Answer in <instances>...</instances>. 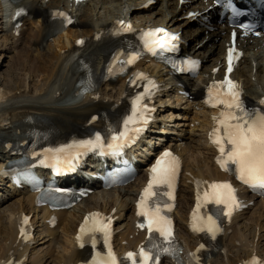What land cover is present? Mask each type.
Returning a JSON list of instances; mask_svg holds the SVG:
<instances>
[{
  "label": "bare ground",
  "instance_id": "6f19581e",
  "mask_svg": "<svg viewBox=\"0 0 264 264\" xmlns=\"http://www.w3.org/2000/svg\"><path fill=\"white\" fill-rule=\"evenodd\" d=\"M55 1L58 3L59 0H50L49 3L47 4H43L44 2L43 0H34L32 4L30 3L29 10L34 15L43 16L47 13V10L55 4ZM122 1L123 0H102V1H97L95 3L96 4L95 6L91 5L93 1L87 3L84 7H82L79 10L78 24L81 26L83 31L89 33L93 29L107 28L112 23L115 17H120L121 15H130L134 17L136 15L135 9L136 6L139 5V2L136 1L130 3V1H128L126 3H123ZM171 4H172L171 2L167 3V7L169 8V12H170V20L174 25L182 24L184 26L183 34L186 37V40H188L189 42H193V44L191 45V50L193 51V54L205 57V55L207 54V50L212 47L210 49L208 56L205 59V63L206 64H209L211 62L214 63L218 58V54L221 49V44L225 36V30L227 27L226 23L222 21L218 22L216 19L213 18H209L207 21L201 22L199 24H195V22L191 23L188 22L187 20H181L178 17L177 9L175 7H172ZM161 10L166 13L167 9H164L161 6L160 10L154 12L155 15L163 16V12ZM101 11H104V14H101ZM168 15L169 14H166L165 17H167ZM144 17H147L148 19H144ZM153 17H154L153 14H148V16H145V14L142 13L141 16H139L138 18L141 21H147ZM153 22L157 23L158 22L157 18H154ZM2 29L4 31V28ZM33 29L38 30L37 23H34ZM33 29L30 28L29 34L33 33ZM77 32L78 30L72 29L69 30V33L67 34L59 35L53 41V44L46 45L45 47L46 49L42 51L35 49L31 50L29 43H27V47L20 49V53L26 52L25 57H27V54H29L31 58V60H29V64L31 65L29 71L32 74H35L36 78L37 77L40 78V82L38 84V89H37L38 92L40 91V94L36 96L27 95V94H23L25 93L24 91L21 92L19 95L17 94L13 95V97L2 101L5 103L0 106V149L7 150V147L9 146V144L7 146L4 145L3 139L13 142L14 140L12 136L22 137L21 134H23L26 131H30V128L32 126L38 127L39 130L43 132H58V133L65 132L73 124H83L86 121L90 111L97 108L96 105H92L90 96L83 95L81 98L76 100L75 98L77 95H67L69 91H65L66 95H49L50 99L57 98L59 96L61 100L64 101V105H62L61 107L56 108L53 104H51L48 107L46 105H44L43 107L42 105H39L41 104V102L44 101L41 98L42 94L48 91L54 92L56 90H59L60 89L59 82L67 80V67H68L67 65L69 59L71 58L70 55L74 51L71 35ZM248 50L249 51L252 50V57L246 58L243 61L242 75L245 77L250 75L248 73H250L253 69L252 61H255L256 75L259 77L258 73L260 71V65L261 63H263L264 55L260 53L258 49V43L256 41L246 42L244 51L247 54H249ZM40 54L43 55L42 58L39 56ZM95 57L97 59V53H93L90 58V60L93 63V66L96 65V63L94 62ZM156 70H157L156 65H154V72H156ZM6 75L7 77L9 76V74ZM118 82L119 84H124L123 79H119ZM8 84H6L7 88H10L11 85ZM248 93L250 95H255L257 91L253 89H249ZM104 96L111 97L113 95H104ZM97 100H99V98ZM165 101L169 103V99ZM177 102H179V100H177ZM99 108H104V109L110 108V110L115 111L114 99H112L111 101L107 100L105 102H100ZM35 109H38L39 110L38 112H45L48 119L37 120L35 123L26 121L25 112L30 113L31 111H36ZM168 117L171 116L169 115ZM101 121L102 119L99 118V123H101ZM208 123H209V119H207L206 122L203 123V126L205 127L204 134L206 133L205 129L209 128ZM97 125L99 124L97 123ZM190 131L192 132L193 130L190 129ZM66 134H69V132L67 131ZM200 135H202V132H200ZM117 142L124 143V139ZM186 147L185 146L181 147V150L183 152L182 155H183L184 164L189 167L187 161L190 159L192 162H194V159L197 157L190 151H188V153L186 154ZM4 150H2L4 152L3 157L5 156V154L8 153L7 151ZM207 157L210 158L209 156ZM6 158L7 156L3 158L2 162H0V168L4 164ZM144 163L146 165V168L141 169L140 174H138L135 177V181H134L135 184L138 181L140 185H143L144 184L143 181H146L145 177L148 172L149 163H147L146 161ZM211 169L215 170L214 164H212ZM2 180L3 178L2 175L0 174V182H3ZM187 187L190 188V186ZM14 190H15V185L8 186V191L13 192ZM133 190L136 192L137 188L135 187ZM20 193L22 194L23 197L29 198V203L27 205L26 204L22 205L19 201L20 198H18V201L16 203L10 205L9 209L7 210V214L4 213L5 219L2 220L6 223L7 226L1 224L2 220H0V260H1L0 264H15L20 259H23V256L25 255V253H27L28 248L30 246L29 243L22 242V239L18 235L19 233L18 230L20 224L19 212L26 211L25 207L26 209H28L27 212L33 210V206L31 203L32 195L26 190H23ZM101 194L102 195L97 193V196L94 199L97 198L101 199L103 202L101 204L104 206L94 203L91 205H85L83 208L100 207L101 209H105L108 200H110V202L114 201L111 204L117 206H124L126 205L127 200L134 199L133 196L132 197L126 196V193L124 192L123 195L124 202H120L118 198L114 197L113 190L109 192L106 191ZM93 196L94 195L88 197L87 200L86 199L85 200L89 201L93 198ZM105 198L107 199L106 201ZM190 198L191 196L188 193H185L184 190L181 192V189H179L177 195L176 217L182 218L186 215L181 212H186L185 209H187L188 211L187 203L190 201ZM181 199L183 200V204L182 203L180 204ZM263 207L264 206H256L255 208H253V210ZM83 208L81 207L73 208V211H69V212L63 211L58 213V215L61 218L58 228L64 230L67 234V237L63 242L64 246L62 247L61 250L62 252L60 254L61 258L56 262V264H65L67 262L72 261V259L76 257L83 256V254L74 247V239L72 236H70V233L73 230L72 227L75 224L76 220L79 219L80 217L79 214L81 215L82 210H84ZM130 208L134 209L132 205L130 206ZM41 210H42V216H45L48 213V209L45 207L42 208ZM131 213L132 212L130 210L127 216L130 217ZM250 216H253V214H251ZM259 216H261L260 213ZM45 227L47 228L46 225ZM236 231H237V226H236ZM53 232H54L53 230L47 229L48 236L50 235L53 236L55 234V232L54 233ZM237 233L241 235L238 231ZM177 235L182 239L184 238V236H187L186 233H184V229H182L181 226H179V228L177 229ZM187 241H189L188 236H187ZM252 248H256L254 243ZM255 252L260 256V253L258 252L257 249H255ZM30 253L27 255L31 257ZM262 254H263L262 256L264 257V253ZM260 260H261V256H260ZM262 260H264V258H262ZM31 262H32L31 264H36L32 260ZM22 264L25 263L23 262ZM228 264H234V259H230L228 261Z\"/></svg>",
  "mask_w": 264,
  "mask_h": 264
},
{
  "label": "snow or ice",
  "instance_id": "6c2138e0",
  "mask_svg": "<svg viewBox=\"0 0 264 264\" xmlns=\"http://www.w3.org/2000/svg\"><path fill=\"white\" fill-rule=\"evenodd\" d=\"M226 9L230 10L232 17H239L244 15L243 12L239 11L233 4L232 0H226ZM19 15V13H17ZM71 23V21H69ZM240 27L247 31H251L253 25L241 24ZM130 30V26L126 29ZM157 32L163 31L162 29L156 30ZM156 35L154 32L145 33L144 35V46L149 50L153 51V45L166 43L167 41L155 40L153 37ZM167 36V34H165ZM235 36V34H233ZM176 36H168V41L176 40ZM82 43V41H78ZM234 49H229L228 52V71L232 70V61ZM136 59L135 56L128 60V63H132ZM186 63L193 69L197 66L196 61L188 60ZM138 79L144 78L142 74L137 77ZM154 86V85H153ZM213 88L226 90L222 93L217 91L213 96ZM238 85L225 76L224 81L219 84H215L209 88V95L212 97L208 103L212 106L223 105L225 111L220 113L217 120V127L210 134L212 142L218 146L220 156L217 158V163L220 167L228 171L229 165H235V174L237 179L242 183L249 185L250 187L264 188V111L261 110H248L245 108L243 101L241 100V94L237 91ZM149 89H145L143 95L137 96L134 101V116L126 121L125 131L120 136L115 137L117 141H121L128 137L129 131H139L140 129H129L128 125L134 124L136 119L143 120V112L140 107V103L147 95ZM214 100V103H213ZM260 103L264 105V100ZM146 110V109H145ZM222 133V134H221ZM99 140V137H97ZM225 144L230 145V148L225 149ZM118 146V145H117ZM179 171V164L175 157L170 152H165L157 160L153 166L151 172V178L147 187L144 189L140 201L137 204V215L144 217V223L138 225L140 228H147L149 236L148 247L142 246L138 252H128L125 255V259L130 264H149L150 261L153 264H159L160 255L162 254H176L177 250L172 246V222L171 220L162 213L172 210L171 204H165L163 207L160 206H149V201L153 205H156V201L152 200L153 197L158 196V189L161 186H166L168 191L164 192L169 200H173V191L175 186V178ZM210 191H206L201 196L197 195V205L193 212V224L192 229L194 232H208L215 238V235L220 231L216 225V221L212 216L202 217L199 215V211L202 207L207 204H223L229 211L225 214H230L231 209L239 207V202L236 198L235 191L232 186L228 183H212L208 186ZM93 220L89 225L88 218H85V223L80 228V234L77 236V241L80 242V246L83 247L82 237L91 233H102L104 246L107 249L106 254L96 252L93 256L90 264H118L117 257L112 251L110 245V225L111 220L107 223H103L101 219H98V214H92ZM24 223H27L25 219ZM153 233H158L159 237L162 238V243L158 244L155 242ZM23 234V233H22ZM93 248L97 243L94 236L91 239ZM203 245H201V248ZM199 251V249H197ZM155 253V254H154ZM193 258H196V254H191ZM249 264H260L257 258L249 262Z\"/></svg>",
  "mask_w": 264,
  "mask_h": 264
},
{
  "label": "rangeland",
  "instance_id": "374dc122",
  "mask_svg": "<svg viewBox=\"0 0 264 264\" xmlns=\"http://www.w3.org/2000/svg\"><path fill=\"white\" fill-rule=\"evenodd\" d=\"M2 43V38H1V32H0V44ZM17 51V50H16ZM15 51V52H16ZM12 55V52L11 51H8V50H5V49H2L0 48V101H4L6 99V97L8 96V93H7V90L8 89H11L12 86H13V83L15 82L14 79H15V75H14V78L11 76V72H8L7 70L10 68H8V64H11L12 62H8L10 59H13L11 57ZM24 57V56H22ZM21 57V58H22ZM18 58V57H16ZM14 62V60H13ZM23 66H22V70L21 71V77L22 78H25L23 79L22 83L23 85H25L26 83H29L30 84H36L34 82H37L39 83L40 82V78H36L35 74H32L30 71H29V64L26 63L25 61L22 63ZM11 67H13V64L11 65ZM24 68H25V71H24ZM13 70V69H12ZM19 73V70H16L14 74H17ZM6 74H9V76L7 77ZM34 75V76H33ZM19 82V80L17 81ZM9 83V84H8ZM11 85L10 88H7V85ZM22 86V84H20ZM24 92V91H23ZM28 93V91H25ZM180 121H185V120H180ZM197 131H194L192 134H191V138H193L194 140L196 139L197 137V134H196ZM13 199H9L7 201H4L3 203L0 204V212L5 208L7 207V205H9L11 202H12ZM107 199H105L106 201ZM114 202V201H113ZM113 202H110V200H108L107 203L111 204ZM95 204H98V203H95ZM101 206H104L101 204ZM10 207V206H9ZM9 209V208H8ZM5 211V214H7V210ZM2 219H5V216H3V218L1 217L0 220ZM3 222V223H2ZM1 224L6 225V223L2 220ZM57 229V228H56ZM56 229L54 230V232H56ZM53 232V233H54ZM49 234V233H48ZM61 234H62V231L59 230L57 231V236L61 238ZM51 236V235H50ZM54 236V235H53ZM51 236V237H53ZM49 237V238H51ZM262 244H264V241H262ZM50 240L48 238L45 237L44 234H42L40 236V238L38 239V242H37V248L36 249H40L43 250V249H47V248H50ZM55 252V249H52V252L50 253V255H53V253ZM62 253V252H61ZM60 253V254H61ZM31 257L30 259L35 262L36 264H42V262L44 261L43 258H45L47 255L46 254H38L37 251H35L34 249L31 251ZM60 256V255H59ZM56 259H54L55 261ZM47 263H51V259H47L46 262L44 264H47Z\"/></svg>",
  "mask_w": 264,
  "mask_h": 264
}]
</instances>
